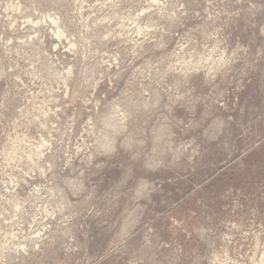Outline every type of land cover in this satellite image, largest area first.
<instances>
[{"label": "rangeland", "instance_id": "rangeland-1", "mask_svg": "<svg viewBox=\"0 0 264 264\" xmlns=\"http://www.w3.org/2000/svg\"><path fill=\"white\" fill-rule=\"evenodd\" d=\"M255 262L264 0H0V264Z\"/></svg>", "mask_w": 264, "mask_h": 264}, {"label": "bare ground", "instance_id": "bare-ground-1", "mask_svg": "<svg viewBox=\"0 0 264 264\" xmlns=\"http://www.w3.org/2000/svg\"><path fill=\"white\" fill-rule=\"evenodd\" d=\"M53 43L54 44H56V47H54V49L53 50H59L60 48L62 49V47H60V45L62 44V43H60V36H59V34L58 33H55V35L53 36ZM69 49V48H68ZM63 50V49H62ZM68 51V50H67ZM255 258H256V256H254ZM261 261V260H260ZM245 262H247V261H245ZM248 262H250V261H248ZM256 263V262H255ZM257 263H258V261H257ZM256 263V264H257ZM249 264V263H248ZM253 264V263H252ZM261 264V263H260ZM263 264V263H262Z\"/></svg>", "mask_w": 264, "mask_h": 264}, {"label": "water", "instance_id": "water-1", "mask_svg": "<svg viewBox=\"0 0 264 264\" xmlns=\"http://www.w3.org/2000/svg\"><path fill=\"white\" fill-rule=\"evenodd\" d=\"M56 47V44H53V48Z\"/></svg>", "mask_w": 264, "mask_h": 264}]
</instances>
